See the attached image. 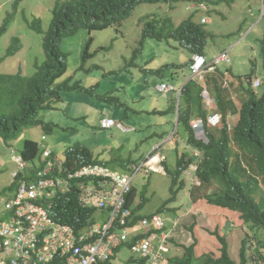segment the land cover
Segmentation results:
<instances>
[{"label": "rangeland", "instance_id": "1", "mask_svg": "<svg viewBox=\"0 0 264 264\" xmlns=\"http://www.w3.org/2000/svg\"><path fill=\"white\" fill-rule=\"evenodd\" d=\"M198 1L200 0L141 3L131 16L119 24L93 31L83 27L77 33L65 36L61 48L68 68L55 82V86L61 88V100H56L58 102L54 109L40 114L45 121L53 123V130H47L42 125L27 128L21 132L15 149L21 152L22 141L27 138L37 141L41 149L48 147L60 154L71 147L85 146L99 160L108 161L111 167L131 174L129 164L140 167L147 156L162 146V152L167 156L163 165L175 172L179 157L188 154L190 146L181 130H176L178 93L170 92L165 95L156 89V85L162 82L186 83L192 74L188 67L190 51L173 37H168L169 29L177 27L192 14L197 22H203L201 19L204 16L209 17L211 21L204 23L210 34L205 55L212 60L222 52H228L231 62L222 63L220 68L228 69L229 78L242 80L241 83H245L247 88L250 87L247 81L249 78L261 80L263 85L256 88V91L259 94L264 92V0H204L206 6L199 10L188 9L190 5L196 6L192 3ZM56 2L57 0H0V27L6 17L11 16L10 27L0 36V59L5 56L6 49L14 38H18L17 44L22 46L17 55L7 57L0 63L1 73L22 69L25 75L30 76L35 73L36 64H43L46 60L43 34L35 31L31 22L40 19L44 31L48 30ZM168 17L172 18V25L166 22L164 28L158 26L163 37H147L141 46L146 22L152 19L163 21ZM91 38V55L88 56L85 50ZM164 65V71L158 74ZM178 67L182 70L174 72ZM173 76H177L178 80ZM234 92L238 93V100L242 89L239 87ZM172 98L175 114L160 112L167 110L166 106ZM105 115L114 117L134 130L123 132L116 127L102 129L100 120ZM175 130V134H179L176 137L173 134ZM233 146L238 150L236 145ZM236 155L238 152H235L233 158ZM13 156L11 145L0 140V218L4 219H8L9 213L4 212L1 201L15 191L11 173L17 165ZM249 160V156L243 157L245 165H242L246 169L249 167ZM172 181L171 175L152 171L146 173L144 169L134 180L133 186L139 193L145 191L148 198L142 214L150 215L162 209L164 215L173 214L174 223L180 218L177 228L171 232L181 235L183 241L180 242L192 243L190 228L197 221V233H207L206 227L214 228V222L207 223L211 220L208 214L202 218L204 212L212 214L224 235L228 236L231 229H240L238 224L242 222V218L239 214L221 216L219 210L223 207L209 204L205 198L200 197L218 190L217 184L198 187L186 180L184 189H181L177 197L178 201L166 205L172 195ZM138 200L140 196L137 197ZM175 206H178L179 212L171 210ZM96 216L108 221L109 213L98 211ZM206 223L210 226H206ZM243 225L245 230H253L260 236L263 234L264 230L253 227L249 222ZM250 234V241L252 238L255 240L254 234ZM211 236L209 234L208 237ZM232 239L236 241L235 238ZM216 242L215 248L203 247L198 253L213 251L218 254L221 243ZM153 243L159 248L158 237L154 238ZM251 243L257 245L256 240ZM261 243L264 246V239ZM237 250L236 254L239 256V249ZM166 252L172 255L183 254V250L176 249ZM119 253L113 258L112 264H128L127 259L138 258L128 245L121 248ZM132 264L143 263L133 260Z\"/></svg>", "mask_w": 264, "mask_h": 264}, {"label": "trees", "instance_id": "2", "mask_svg": "<svg viewBox=\"0 0 264 264\" xmlns=\"http://www.w3.org/2000/svg\"><path fill=\"white\" fill-rule=\"evenodd\" d=\"M172 0H57L53 9V17L48 30L44 31L40 19L31 22V27L38 33L43 34V48L46 60L43 64H36V71L33 75H25L22 70L17 73H0V140H3L11 149H15L21 132L25 128H33L42 125L45 128L51 123H45L40 118L43 110L53 109L54 103L61 100V88L55 86L57 78L67 71V64L61 48V42L65 36L77 33L81 28L89 31L104 29L121 23L131 16L136 7L141 3L157 4L169 3ZM178 1V0H174ZM205 2L200 0L198 2ZM229 1V0H225ZM19 2V0H17ZM10 15L5 19L0 27V36L10 27ZM192 14L188 19L182 21L177 27L169 29V36L188 47L191 53H204L209 32L205 25L196 22ZM166 22L173 24L172 18L168 17L163 21L152 19L146 22L143 32L141 46L147 37L162 38L163 34L158 30V26L164 28ZM158 30V31H157ZM18 38H14L10 46L6 49V54L0 59V63L6 57L15 56L21 50L18 45ZM90 39L86 46V54L89 53ZM264 49V39H263ZM208 85H213L216 93L215 108L222 112L224 125L217 130L207 129L210 135L209 144L198 140L192 127L195 118L206 120L207 113L205 103L201 94L202 86L196 80H190L184 86L181 95V107L179 114V131L184 135L188 145L203 152L202 161L196 170L198 177L207 186L213 183L218 185V190L208 192L204 198L209 204L228 208L237 211L244 222L251 223L254 227L264 230V190L261 183L264 182V92L258 96L250 91L249 97L242 101L238 108L232 95L220 87L219 76H210ZM211 87V86H210ZM58 100V101H56ZM157 113L158 111H154ZM163 113V111H160ZM232 114H239V119L232 131L228 130V117ZM181 128V129H180ZM179 134L176 133L175 137ZM236 145L241 155L250 157L249 169L243 167L241 159L232 166L231 159L235 153ZM22 155L25 160L37 158L41 154L40 145L37 141L27 138L21 144ZM236 150V149H235ZM84 154L88 162H99L94 158L90 150L84 146H78L73 151H65L70 164H80L78 154ZM83 155V156H84ZM245 156V157H246ZM187 154H183L178 159V167L175 172H169L172 176L171 192L172 197L166 201V205L177 199V195L184 188L185 180H180L183 172L196 157L186 159ZM169 170V168H168ZM241 173V174H240ZM178 189V190H177ZM77 192H70L72 200L69 202L70 216L64 215L62 222L75 224V214L82 211L79 205ZM136 187L128 194V205H133L138 197ZM141 201L134 207V212L143 209L148 200L144 192L140 193ZM162 210V209H161ZM84 219L82 217H79ZM196 225L190 228V241L192 243H182L181 235L171 233L168 241L176 242L173 249L184 250V253L168 257V264H248L249 258H256L258 262L264 261V231L260 236L254 233L257 245L249 233L243 236L240 246L241 262L237 263L231 256L230 244L225 236H221L217 231L207 228L210 233H197ZM171 227L165 228L169 232ZM212 235L211 237H208ZM216 241H219L221 255L219 257L212 251L198 254L199 249L208 247L215 248ZM253 244V246L251 245ZM218 245V244H217ZM199 247V248H197ZM261 264H264L262 262Z\"/></svg>", "mask_w": 264, "mask_h": 264}, {"label": "built area", "instance_id": "3", "mask_svg": "<svg viewBox=\"0 0 264 264\" xmlns=\"http://www.w3.org/2000/svg\"><path fill=\"white\" fill-rule=\"evenodd\" d=\"M204 65L205 58L196 56L194 71H200ZM209 69L214 70V66ZM160 88L173 87L162 84ZM219 117L212 116L210 122L216 125ZM114 123L105 118L102 125L107 128ZM16 161L18 169L13 176L17 178L23 173V178L16 181L14 193L2 201L9 217L0 218V264H94L106 260L112 247L127 238L126 231L123 234L116 231L105 239V230L103 237L95 241L94 230L78 232L75 226L57 219L75 187L83 191L82 205L96 201L101 207H112L113 215H118L130 190L127 176L120 177L99 165L71 170L64 165L62 157L52 156L51 150H46L42 161L35 166L29 167L21 157ZM88 175L104 179L97 184L86 182ZM124 218L125 215L121 225L126 223ZM155 222L164 225L161 217H156ZM153 249L152 239H143L136 246L137 251L152 258L151 264H164V255Z\"/></svg>", "mask_w": 264, "mask_h": 264}, {"label": "clouds", "instance_id": "4", "mask_svg": "<svg viewBox=\"0 0 264 264\" xmlns=\"http://www.w3.org/2000/svg\"><path fill=\"white\" fill-rule=\"evenodd\" d=\"M192 4H195L196 6L190 5L188 7V9H190V10H194V9L195 10H199V8H201L202 6H206L205 5L206 2H202V1L198 2V3L197 2H193ZM201 20L203 22H198V23L203 24V25H205L204 23L208 24L211 21V19L209 17H207V16L202 17ZM180 45H182V44L180 43ZM182 46L186 47L185 45H182ZM186 48L188 49V47H186ZM190 53H191V51H190ZM196 56H202V57L205 58V65L202 67V69L200 71L196 70L197 72L194 71V69H195L194 67H195V63H196ZM4 60H2L1 62H3ZM230 62H231V58H230V55H229L228 52H222L219 56L213 58L212 60L208 59V57L205 55V52L204 53L195 52V53H191L190 59L188 61V67H189L190 73L192 74V76H189L190 78H189L188 81L196 80L202 86L201 94H202L203 99H204L205 110H206V113H207L206 120H203L202 118H195L192 121V127H193V129L195 131L196 138L198 140H201L205 144H209V142H210V135H208V133L206 131V128L207 129L209 128L211 130H217V129L222 128L223 125H224V119H223L222 112H220L219 110H217L215 108L216 103H217L216 102V97L217 96H216V93L214 91L213 85H210L211 87L208 85L210 76H219V85H220V87H222L223 89L227 90L228 94L230 93L232 95V98L234 97L235 99H236V95H238V93L234 92L235 91L234 90V83L237 82V87H240L242 89L240 98L238 99V101L240 102V107H241L242 101L244 99H246V97H249V92L250 91L255 92L258 96L261 95V94H259L256 91V88H258V87L263 85V82L261 80H259V79L253 80L252 78H249L247 81L249 82L250 87H248V88L245 86V83H241L242 80H237V79L231 80V78H229L228 75H227L226 81L224 79H222V76L224 75V73H222V72H226L227 73L228 69L220 68V65L222 63L229 64ZM165 66L166 65L162 66L163 69H161V68L159 69L158 74H160V73H162L164 71ZM211 66H214V70H210L209 69ZM19 70H22V69H19ZM19 70L16 71V72H7V73H17V72H19ZM181 70L182 69H179V67H178L176 69V71H174V72H180ZM23 74H24V72H23ZM173 78L178 80L177 76H173ZM188 81L186 83H181L179 81L177 84L171 83V82H162L161 84L158 83L156 85V89L159 92L164 93L165 95H167L170 92L178 93V96H179L178 97V106L181 107L182 91L184 89V86L188 83ZM232 83H233V85H232ZM162 84H166L167 86H172L173 88L172 89H168V90L161 89L160 86ZM234 98H233V100H234ZM55 105L56 104L54 103V108H55ZM180 107H179V109L177 108L178 116H177V128H176V130L179 129ZM240 107H238V108H240ZM47 110H43V111H47ZM50 110H52V109H50ZM214 115H219L220 116L219 117V122L216 125H213L210 122L211 117L214 116ZM105 118H110V119L114 120L115 123L112 126L105 128L102 125V122H103V120ZM41 119L45 123L53 124L51 121H45L44 118H41ZM238 119H239V114H232V115H230L228 117L227 127H228L229 131L233 130L235 124L238 121ZM54 125L56 126L57 124H54ZM100 127L102 129H112V128L116 127V128L120 129L123 132H132L134 130V128L125 126L122 122L117 121L114 117H111L109 115H105V116H103L101 118ZM26 129L27 128H25L24 130H26ZM47 130L51 131V130H53V127H52V129H50V126L48 125ZM176 130L174 131L173 134H175ZM77 147L78 146L71 147V148H68L65 151H68V150L73 151ZM40 150H41V154L37 158L27 161V160L24 159V157L22 155V150H21V152H18L16 149H12V153L14 154L13 159H14V162L16 163V165H17L16 169H14L12 171V173H11L14 185L16 184L17 180L19 181L20 179L23 178V173H20V175L17 178H15L13 176V173L18 169V164H17L16 158L17 157H21L24 161L29 163V167L30 166H35L36 164H38V163H40L42 161V157L44 155V152L46 150H51V149L48 148V147H44V149L40 148ZM162 150H163L162 146L157 147L154 153L150 154L149 156H147L145 158L146 160L142 162V165L140 167H138L136 165L130 166V164H129V169L131 170V174L127 173V171H122V170L115 169V168L111 167L109 165L108 161L99 160L94 155H93L94 158L97 159L99 162H88L86 160L85 155L82 154V153L78 154V156H77L78 159L81 160L80 164L77 163V162H76V164H70V163H73V162H71V161L68 162V159H67V156L65 154V151L62 154H60V153H55L53 150H51L52 151V156H60V157H62L64 159V161H65L64 165L66 167H68L69 169H71V170H76V169H79V168L81 169L83 167L84 168L85 167H89L90 165H99V166L106 167L107 169L110 170V172L118 173L120 175V177L121 176H127L128 179L130 180V190L126 194L125 205L123 206L121 212L118 215H113L112 207H101V206H99L96 203V201H94L91 204L85 205V206L82 205L81 204V196L83 194V191L81 189H78L77 187H75L74 190L71 191V192L75 191V192L78 193L77 197L79 199V205H80V207L82 209H84L86 211V213L83 214L82 211H80L79 213H76L75 214V216H76L75 224H70V223H66V224H70V225L75 226L76 230L78 232H82V231H85V230H86V232H88V230H90V231L94 230V232H93L94 236H92V237L94 238L95 241H98V240H100L101 237H103V232L105 230H107L106 235L103 237L105 239H107L109 235L115 233L116 231L119 234H123L124 231H126V233H127V238L126 239H120L119 242L115 246L112 247V253L109 255V257L106 260L98 262V263H94V264H112L113 258L120 254L119 250L121 248L126 247L127 245L132 249V251L134 253H136V255L138 257L137 259H135V258L127 259V263L128 264H132L133 260L134 261L138 260V261L142 262L143 264H151L152 258L150 256H144L142 253L137 251L136 250V246H137L138 243H141V241L143 239H152V241H153L155 237H158V239H159V248H156L154 243H153V247H154L153 250L161 252L164 255V260H163L164 264H168V257L171 258V254L167 253L166 250H169V249L173 250V247L177 245L176 242H174V241H168V237H169V234H171L172 230L177 228L178 224L180 223V221H179L180 218L178 219L177 222L174 223V219H173L174 216H172L173 214H171L169 216L164 215L163 214L164 211L162 212L161 209L156 211V213H152L150 215L142 214L141 213L142 209L140 211H138V212H134V207H136L140 203L141 197H140V200H138V201H137V198H136V201L134 202V204L130 205V206L128 205V199H127L128 194L132 191V189L134 187L133 186L134 180L138 177V175L144 169H145L146 173L152 171V172H158V173H163V174L170 175L169 174L170 170H168V167L166 166V168H165V166L163 165V163H165V161L167 159V156L163 154ZM234 151L238 152L235 149H234ZM241 154H242V152H238V155H236V158L232 157V159H231L232 166L235 165V163H233V159H235V162L238 159H241V162L244 164L243 157L246 156V155L243 156ZM234 155H235V153H234ZM193 157H196V159L189 164V167L182 174V176L184 178L181 177L180 180L183 181V179L184 180L186 179L193 186H195V185L198 186V187H202L204 185L207 186V184L203 183L202 180L198 177L197 172H196V170L198 169V164L202 161L203 152L201 150L197 149V148L190 147V152L187 154L186 159L188 160V159L193 158ZM177 163H178V161H177ZM248 166H249V163H248ZM247 169H249V172L252 171L251 167H247ZM187 170H189V171H187ZM103 179L104 178H102V177H96V176H93V175H88V177L85 178L86 182H92V183H96V184H97V182H101V180H103ZM186 180H185L184 183H186ZM263 183L264 182L261 183V186L263 185ZM10 186L12 187V183H11ZM262 188L264 190V186H262ZM180 191H179V193H180ZM144 193H145V191H144ZM179 193H178V195H179ZM192 193H193V190H192L191 194ZM138 194H139L138 196H140L139 191H138ZM206 194L207 193L203 194L200 197L204 198V196ZM145 195H146V193H145ZM178 195H177V197H178ZM171 197H172V195L169 198H171ZM191 197L193 199V197H194L193 194H192ZM5 198H7V197H5ZM69 198H70V200H68L67 202L63 203V205H64L63 213H61L60 216L57 218L59 221H61V218L64 215L70 216V214H71L70 213L71 210H69V202H71L72 198H71V196H69ZM2 201H1V203H2L1 206L4 208V204H3ZM175 201H178V200L176 199ZM175 201H173V202H175ZM177 207L178 206L172 207L171 210L179 212ZM220 210H224V211L222 212ZM220 210L219 211L221 213V216H223V215H233V214L241 215L237 211H232V210H230L228 208H224V207L221 208ZM98 211H101V212L107 211L109 213L108 221H105V219L96 216V212H98ZM124 211H125V213L126 212H128V213L127 214H123ZM190 213H191L190 215H192L193 214V210H191ZM205 214H208L211 217L210 222H207V223L210 224V223L214 222V228L206 223L205 224L206 226H210V227H206V230H207V228H211L212 231H217L221 236H225L227 238L228 243L231 246L230 251H231L232 258L237 263H240L241 262V259H240V246L242 245V242H243V239H244L243 236L246 234V232H248L249 235H251L250 233L254 234L256 232H254L253 230L252 231L251 230H245L244 229V225H243L245 222L242 219V222L238 224L240 226L239 230L241 231V236H240V238L237 241H234V239L232 240L230 238V237H232V235L235 234V232H234L235 230L234 229L233 230L231 229V231L229 232L228 236L224 235L221 232V230H220L221 229L220 225L218 223H216V221L213 219L212 214L204 212L202 214V218L204 217ZM123 215H125L124 219H125L126 223L121 225L120 221L122 220ZM79 217H82L84 219H81ZM156 217H161L164 220V225L158 226V224L155 222V218ZM227 220H229V218ZM62 223H65V222H62ZM109 224H110V227L107 228V226ZM118 224L120 225L119 227L117 226ZM233 224L234 223H232L231 225L233 226ZM169 225L171 227V230L169 232H165L164 231L165 228L169 227ZM195 225H198V221L195 222ZM257 229H259V228H257ZM99 230H100V232H99ZM207 233H210V232L207 230ZM237 249H239V256L236 254V251H238ZM180 251H182V250H180ZM183 253H184V250H183ZM220 255H221V250L219 249L218 254H216V256L219 257ZM253 259L254 260L251 261V258H249L248 264H251L252 262H253V264H261L255 258H253Z\"/></svg>", "mask_w": 264, "mask_h": 264}, {"label": "crops", "instance_id": "5", "mask_svg": "<svg viewBox=\"0 0 264 264\" xmlns=\"http://www.w3.org/2000/svg\"><path fill=\"white\" fill-rule=\"evenodd\" d=\"M222 72V71H221ZM222 73H224V75L222 76V79H224L225 81H226V79H227V73L226 72H222ZM229 77V76H228ZM231 80H235V79H232L231 78ZM232 85H233V83H232ZM237 88H239V87H237V82H235L234 83V90H236ZM236 93V92H235ZM175 98V101H176V96L174 97ZM234 98V97H233ZM234 100L236 101V103H237V106L240 104V102L238 101V100H236L235 98H234ZM238 107H240V106H238ZM166 111H164L163 112V114H165V113H173V114H175V103H174V100H173V98H172V100H171V102H169L168 104H167V106H166ZM220 211H224V210H220ZM198 227H199V224L198 225H196V227H195V229H196V231H197V229H198ZM235 233H238V234H234V235H232V237L233 238H235L236 239V241L240 238V236H241V231L240 230H235L234 231ZM232 237H230L231 239H232ZM233 240V239H232ZM197 248H199V247H197ZM198 251V250H197Z\"/></svg>", "mask_w": 264, "mask_h": 264}, {"label": "water", "instance_id": "6", "mask_svg": "<svg viewBox=\"0 0 264 264\" xmlns=\"http://www.w3.org/2000/svg\"><path fill=\"white\" fill-rule=\"evenodd\" d=\"M180 106H178V109H179Z\"/></svg>", "mask_w": 264, "mask_h": 264}]
</instances>
